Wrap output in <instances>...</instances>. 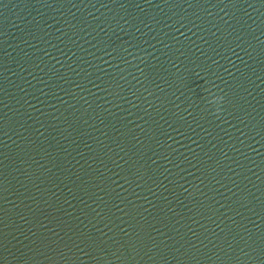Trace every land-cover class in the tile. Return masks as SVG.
<instances>
[{"label":"water","instance_id":"water-1","mask_svg":"<svg viewBox=\"0 0 264 264\" xmlns=\"http://www.w3.org/2000/svg\"><path fill=\"white\" fill-rule=\"evenodd\" d=\"M0 264H264V0H0Z\"/></svg>","mask_w":264,"mask_h":264}]
</instances>
